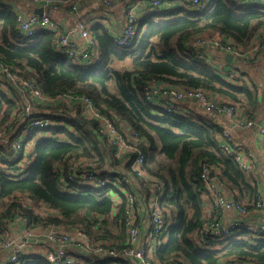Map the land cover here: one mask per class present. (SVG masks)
<instances>
[{
  "label": "trees",
  "instance_id": "1",
  "mask_svg": "<svg viewBox=\"0 0 264 264\" xmlns=\"http://www.w3.org/2000/svg\"><path fill=\"white\" fill-rule=\"evenodd\" d=\"M159 16L162 17L154 19L150 15L142 21L143 36L135 48L129 49L118 46L106 28L96 23L91 33L98 41L100 55L95 65L86 67L56 48L55 32L21 36L18 15L8 7H1L0 59L22 69L25 77L37 83L44 97L63 92L87 96L102 114L134 130L146 142L143 171L164 181L161 205L170 211L173 220L167 240L157 245L149 257L153 264H168L176 259L183 264L237 261L264 264V238H255L245 229L221 239L213 249L197 245L194 239L208 218L203 196L209 193L201 178L204 164L218 168L219 185L247 209L253 208L260 194L261 180L255 179L250 171L243 172L234 159L238 148L232 147L229 153L223 147L222 135L227 125L208 113L194 116L192 108H187L186 114L168 112L144 96V88L151 82L202 88L244 106L250 115L257 114L261 104L257 90L230 82L227 74L199 60L187 49V43L197 36L219 32L248 50L264 27V8L239 6L232 0H212L204 8L188 2ZM118 63L123 65L115 67ZM6 84L11 87L8 81ZM16 94L13 99L0 91V111L4 110L0 124L15 113L12 130L20 132L27 127L28 134L17 158L8 161L15 155L10 147H4L6 155L0 157V239L6 237V227L19 216L26 217L34 226L80 227L92 234L94 240L103 239L112 247H125V191L131 190L132 185L92 188L73 184L61 188L60 179L66 177L71 161L83 160L98 175L112 181L129 173L142 186L141 197L147 200L152 182L132 170L134 155L118 159L99 123L88 118L76 102H34L32 115L49 118L56 124L42 129L28 127L25 97ZM25 152L27 162L22 166ZM1 153L2 150L0 156ZM26 199L33 205L45 204L55 213L39 215L34 206L25 204ZM92 214L105 218L99 221ZM215 217H220L216 208L211 218ZM78 255L77 264L80 259L86 264H133L121 258L100 261L93 253L85 257ZM24 264L50 263L42 254H31L24 258Z\"/></svg>",
  "mask_w": 264,
  "mask_h": 264
},
{
  "label": "built area",
  "instance_id": "2",
  "mask_svg": "<svg viewBox=\"0 0 264 264\" xmlns=\"http://www.w3.org/2000/svg\"><path fill=\"white\" fill-rule=\"evenodd\" d=\"M36 4L42 3L45 6L72 5V11L79 15L74 27L68 31H62L57 20L47 14H31L23 18L18 17L19 33L23 37H33L42 31L55 32L58 35L56 48L65 52L68 57L80 63L83 66L91 67L96 64V59L100 55L99 45L96 38L87 28L85 18L78 10V3L81 0H31ZM106 5H111L112 0H102ZM175 0H132L127 7L125 24L114 41L118 46L125 48H135L139 38L143 36L145 27L142 24L141 14L138 8H141L146 15L154 13L163 6H168ZM212 0H189L192 5L198 8L206 7ZM235 4L244 7L260 6L264 8V0H232ZM144 16V15H143ZM264 41V27L260 29L258 36L253 40L248 50H244L234 42L227 40L224 35L217 32L209 36H197L189 43L188 49L194 53L197 58L213 66L217 59L211 56L212 52H221L223 55L232 54L233 58H255L259 47V42ZM229 80L238 84L241 76L238 72L230 73ZM6 81L12 82L18 87L22 96L25 97L24 113L28 118V127L47 128L55 125L56 122L42 116L32 115L33 103L37 100H46V102L65 101L67 103H79L84 113L90 119L96 120L102 133L108 136L113 145L114 154L118 159L133 154L134 159L131 162V168L140 176H146L152 182V188L147 200L150 207L149 231L141 234L138 227L137 211L142 207L136 196L131 191H126L127 207L125 208L126 217V236L127 245L122 248L112 247L105 243L92 244L91 235L80 227L67 228L65 225L50 224L46 230L40 231L44 240L49 243H55V249H48L44 256L50 264H77V253L72 248L84 251H90L100 261L107 258H121L130 260L133 264H153L149 259L155 247L166 241L172 226L173 220L169 210H165L161 205V197L164 194V181L156 177L147 176L143 171L145 157L143 146L146 142L140 135L132 129L127 128L122 123L114 120L110 116L102 114L96 107L93 100L87 96H75L69 92H63L55 97L46 98L43 96L37 83L28 77H25L22 69L7 65L0 59V91H8ZM144 96L147 101L161 106L168 112H182L185 110L182 103L192 102L202 111L213 116L223 117L229 125L238 129L247 131L256 128L258 135L262 138L264 145V123H255V120L238 105L221 99L212 91L202 88H181L170 86L166 83L151 82L144 88ZM4 116V110L0 111V122ZM15 113L8 121L0 124V149L10 147L15 153L8 158L13 161L23 148V143L28 134L26 127L22 131L14 132L12 123ZM16 131V130H15ZM13 134V136H12ZM223 147L231 153L232 147H238L228 128L224 129ZM27 150V149H26ZM1 151V150H0ZM2 151L1 156H5ZM28 153H24L20 165L24 166L27 162ZM234 159L243 172H249L250 164L248 157L238 151ZM218 168L203 165L201 178L205 182L207 192L213 199L215 208L220 217L207 218L202 228L197 232L194 239L197 245L213 249L221 239L230 236L234 231L245 229L253 234L255 238H264V196L259 194L258 200L253 204L252 209H247L245 205L237 203L218 183ZM215 176H211V174ZM125 183L127 185H136L135 178L129 173H123L120 177H115L114 181L106 176H100L92 169L89 163L80 161H71L66 177L60 179V187L66 188L70 185L86 186L92 188H103L107 185ZM124 189V188H120ZM29 200V199H28ZM32 202L31 200H29ZM33 207L32 203H25ZM35 208L39 215L54 214L55 211L45 204H40ZM230 212L236 214L232 222H226L225 216ZM257 212L258 216L254 217ZM20 218V217H19ZM25 227L22 236L8 235L0 239V255L3 251H8L9 257L7 264H24V258L31 254H40L34 249L33 243L27 241V238L38 234L39 226L31 225L26 217L21 218ZM10 225V224H9ZM8 225V226H9ZM7 228V227H6ZM21 235V234H20ZM39 235V234H38ZM38 240V238H35ZM114 264H118L114 262ZM168 264H183L179 259L171 260ZM234 264H254L251 261H237Z\"/></svg>",
  "mask_w": 264,
  "mask_h": 264
},
{
  "label": "crops",
  "instance_id": "3",
  "mask_svg": "<svg viewBox=\"0 0 264 264\" xmlns=\"http://www.w3.org/2000/svg\"><path fill=\"white\" fill-rule=\"evenodd\" d=\"M131 1L132 0H112L111 5H105V3L102 0H81L78 3V10L80 15L85 18V21L87 23L86 26L90 31L96 23H100L106 28L108 33L114 39L115 36L118 35L122 30V28L124 27L127 7L131 3ZM188 2L189 0H175L170 5L168 6L165 5L162 8L157 9L153 14H148V15H146L141 8H138V13L142 15L141 19L143 20H145L150 15L154 19H158L160 17L159 15H161L162 12L172 9H178L181 6L188 4ZM65 5L66 4L56 5V8H54L53 6H45L42 3L36 4L31 0H0V8L8 7L11 10H13L18 15V17H23V18H26L31 14H37L36 13L37 8H44L45 9L44 14H47L52 18H54L55 20H57L60 24L62 31H68L69 29L74 27L76 21L79 18V15L75 14V12L72 11L71 9L72 5H68V6ZM102 5L105 6L102 7ZM156 16H158V18H155ZM211 56L214 58V60L217 59V62L213 64V67L219 72H222L224 75L227 74L228 78L230 76V73L233 71L239 73V75L241 76V81L236 85L246 86L249 89L257 90V93L261 101V104H259L260 106L259 112L254 116L251 114L252 115L251 116L249 111L245 109L244 106L232 102L230 99L220 95L219 93L213 91L212 93L218 95L223 100H226L243 108L244 111L247 112L250 115V117L255 120V123H264V41L259 42V47L254 59L233 58V61L229 64L225 60V55H223V53L221 52H212ZM9 84L11 87L8 88V91H4V93L7 94L9 97L11 98L13 97V99H15L17 97L16 93L21 94V92L18 90V87L14 85L12 82L11 83L9 82ZM13 88H15L18 92ZM13 90L15 94L14 96H13ZM36 102L39 103L42 102L44 104L43 100H37ZM158 106H161V104H159ZM181 106L185 108L186 111L183 110V113L185 114L189 113L187 108H192L193 111L192 113H194V116L198 114H204V113L206 114V112L202 111L198 106H196V104L192 102L182 103ZM213 117L219 118V123H222L224 126L227 125V128L230 130L232 134V138L237 144H239V148L238 147L236 148H238V151L241 152V154L248 157V162L250 164L249 171L252 172V175L254 176L255 179L261 180L260 193H262L264 196V145L262 138L257 133L256 128L244 131L238 129L235 126L229 125L223 117H219V116H213ZM3 148H1L2 151ZM141 190L144 191L142 186L139 185V183H137L136 185H132L131 190L128 191L133 192L136 198L138 199V201L142 204V207L137 211V216H138L137 223H138V227L140 228L141 234L143 233L146 234L149 231L148 222L150 215L149 213L150 207L148 200H145L143 199V197H141V192H140ZM203 200L205 203V215L206 217L211 218L215 211V205L213 199L211 198L210 195L205 194L203 196ZM115 201L119 202V200H115ZM116 209L112 212V215L115 214ZM257 216L258 213L255 212L254 217ZM91 217L93 218L97 217L99 221H102L105 218L99 214H92ZM109 218L111 219V217ZM235 218H236V214L234 212H230L225 216V221L232 222ZM99 224L100 222L97 223V227L99 226ZM49 225L50 224L36 225L40 227L38 230L39 235L34 234L33 236L29 237L33 239L38 238L39 241L42 240V243L29 241L30 243L35 244L34 249L36 251H39L38 253L42 255H44L48 249L56 248L55 243H49L45 241L42 234L39 233L40 231L46 230ZM25 227L26 226L24 225L21 218L18 219L16 218L15 221H13L9 226H7L6 230L8 232V235L22 236ZM125 234H126V227H125ZM90 235L92 237L93 245L96 243L109 244L108 241H105L103 239L94 240L92 234ZM72 250L75 251L77 254H79L78 257L79 256L85 257V255L92 254L90 251H84L77 248H72ZM8 257H9L8 251H3L0 255V264H7ZM79 263L86 264L84 259H80Z\"/></svg>",
  "mask_w": 264,
  "mask_h": 264
},
{
  "label": "water",
  "instance_id": "4",
  "mask_svg": "<svg viewBox=\"0 0 264 264\" xmlns=\"http://www.w3.org/2000/svg\"><path fill=\"white\" fill-rule=\"evenodd\" d=\"M45 12V9L44 8H37L36 9V13L39 14V15H43ZM225 60L230 64L232 61H233V55L232 54H227L225 55ZM211 176H215L213 173L211 174ZM17 219L19 218V216L16 217ZM28 241L30 242H39V243H42V240H36V239H33V238H29L27 239Z\"/></svg>",
  "mask_w": 264,
  "mask_h": 264
},
{
  "label": "rangeland",
  "instance_id": "5",
  "mask_svg": "<svg viewBox=\"0 0 264 264\" xmlns=\"http://www.w3.org/2000/svg\"><path fill=\"white\" fill-rule=\"evenodd\" d=\"M185 5H188V4H185ZM151 14H153V13H151ZM162 16H160L159 18H158V16H156L155 18H158V19H160ZM164 19H166V17L164 18ZM163 20V19H162ZM204 36H209L208 34H206V35H204ZM98 59H99V57H97V59H96V61H98ZM121 65H123V64H121V63H118V64H115L114 66L115 67H120ZM27 149V151H29V148H26ZM24 202L25 203H32V202H30L28 199H26V200H24ZM33 204V203H32ZM35 206V208L37 209V206L36 205H34Z\"/></svg>",
  "mask_w": 264,
  "mask_h": 264
}]
</instances>
